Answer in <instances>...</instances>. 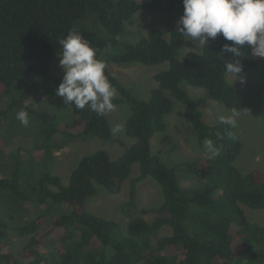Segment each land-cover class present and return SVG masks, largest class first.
Listing matches in <instances>:
<instances>
[{
    "label": "trees",
    "instance_id": "obj_1",
    "mask_svg": "<svg viewBox=\"0 0 264 264\" xmlns=\"http://www.w3.org/2000/svg\"><path fill=\"white\" fill-rule=\"evenodd\" d=\"M175 8L184 12L183 0H0V198L8 203L0 205V239L11 231L26 238L19 253L1 251L0 264H23L21 259H30L28 264H264V224L246 214V208L264 209V168L244 173L237 163L244 143L236 128L220 121L208 124L201 109L215 100L230 111L246 112L248 104L227 80L225 64L239 60L245 74L264 64V58L248 45L241 46L239 57L223 55V44L231 42L218 35L201 51L180 59L177 53L185 36L178 29L164 36L159 28L145 33L133 27L141 10ZM70 30L87 39L99 59L106 57L105 73L118 92L113 103L129 107L126 135L135 142L116 158L105 149L83 156L68 184L48 170L39 171V179L31 183L22 179V170L35 156L54 163L61 134L83 140L95 136L122 145L106 114L71 105L82 125L77 133L67 134L58 129L50 109L41 111L26 102L29 95L40 94L38 88L45 101L49 89L58 88L61 79L51 68L63 51L60 40ZM139 34L144 35L133 40ZM164 62L170 66L154 75L158 85L149 99L136 96L109 67V63ZM183 81L204 88L205 96L191 97ZM176 101L183 103L184 117L200 145L206 139L223 145L219 157L169 166L153 153L152 138L168 129L166 116ZM20 110L33 117L29 138V126L17 119ZM229 131L235 138L227 135ZM17 136L29 140L31 147L16 145L11 139ZM9 145L16 148L7 153ZM136 163L140 175L130 179ZM178 172L192 175L198 185L182 187ZM147 177L162 186L164 200L142 209V215L132 217L126 226L88 210L87 200L100 188L117 193L127 182L129 199L124 206L136 207L138 183ZM146 214L155 217L149 220Z\"/></svg>",
    "mask_w": 264,
    "mask_h": 264
},
{
    "label": "rangeland",
    "instance_id": "obj_2",
    "mask_svg": "<svg viewBox=\"0 0 264 264\" xmlns=\"http://www.w3.org/2000/svg\"><path fill=\"white\" fill-rule=\"evenodd\" d=\"M183 15L179 8L173 10H141L134 16V29L147 33L153 28L161 29L163 35L169 34L173 30L178 29V20ZM142 37L144 34H139ZM204 46H201L198 41H189L185 36L183 45L178 49L177 57L183 59L190 51H201ZM120 48H114L112 51H119ZM60 56L54 59L51 73L58 76L61 81L64 71L59 63ZM106 60V57H103ZM263 63H259L254 69L242 74L244 76V83L236 80L232 84L233 77L227 74L229 83L235 86L248 104L247 111L239 114L237 119L238 131L244 147L238 159L240 169L247 173L255 168H264V71ZM170 63L164 62L157 65H143L141 63L133 64H115L109 63L111 71L130 88L136 96L141 99H149L151 91L158 83L154 75L164 69L169 68ZM182 87L185 88L191 97L198 98L205 96V90L202 87L193 86L186 81L182 82ZM33 88V87H32ZM41 89V88H40ZM40 91L38 95H29L26 100L27 103L33 104L37 109L43 111V108L50 109L57 117V127L61 131L65 130L67 134L77 133L81 129V119L71 111V105H66L62 97L56 95V89L51 88L45 94L48 99L45 101L44 92ZM32 93V92H31ZM30 93V94H31ZM42 93V94H41ZM118 96V92H116ZM45 101V107H43ZM203 118L208 124H215L219 122L221 115L227 116L231 114L222 103L215 100H208L202 107ZM18 113V112H17ZM130 115L129 107L125 104H116L115 111L106 113L108 117L114 136L122 139V145L119 143H110L101 140L97 137H89V139H73L61 134L60 142L61 147L55 153V161L46 160L41 157L35 156L32 160L28 161L24 170H22V179L25 178L33 183L34 179H39L40 174L44 171H50L59 175L63 183L68 184L72 170L80 162L81 158L85 155L93 153L99 149H105L110 152L113 158L121 156L125 147L130 146L135 142V139L126 135V121ZM32 116H30L29 128L26 132L27 137L31 136ZM168 122V129L165 132H156L152 138V149L154 154L161 156L162 160L169 166H176L186 161H192L198 157H207L209 153L205 151L204 145L199 144V137L193 125L188 122L184 117L183 103L176 101L172 113L166 116ZM37 124H35L36 126ZM119 126V131L114 129ZM14 127V126H12ZM63 129V130H62ZM10 130L6 132L9 134ZM63 133V132H62ZM59 134V135H60ZM17 135V133H14ZM21 135L20 138L26 137ZM18 139L13 137L11 140L17 143L16 145H25L31 147L30 141ZM32 145L33 142H32ZM16 147L9 145L6 152L9 153ZM36 153V150L33 151ZM27 160H29L27 158ZM53 163V167H52ZM35 169L34 173L32 170ZM140 175V164L136 163L133 166L131 173L132 178ZM179 184L182 187H193L198 185V180L186 172L177 173ZM129 185L127 182L122 189L117 193H111L104 188H100L97 195L90 197L86 206L88 210L98 216L113 219L122 222L124 226L128 224L132 217L142 215L141 210L144 208L157 207L162 204L164 200V193L162 186L152 177H147L138 183V198L137 206L133 208H126L124 204L129 199ZM0 198V205L6 207L7 202L3 203ZM247 216L256 222L264 224V209L257 210L246 208ZM145 217L152 220L154 214H146ZM164 234L169 231H163ZM26 238H23L16 232H10L6 238L0 239V252L11 250L19 253L26 243ZM23 264H28L30 259H21Z\"/></svg>",
    "mask_w": 264,
    "mask_h": 264
},
{
    "label": "clouds",
    "instance_id": "obj_3",
    "mask_svg": "<svg viewBox=\"0 0 264 264\" xmlns=\"http://www.w3.org/2000/svg\"><path fill=\"white\" fill-rule=\"evenodd\" d=\"M183 5L178 30L189 41L207 46L210 39L222 35L225 41L231 42L223 44L220 52L223 55L231 53L232 57H239L241 46L248 45L256 56L264 58V0H183ZM60 44L63 51L59 63L64 75L56 95L62 97L66 105H74L77 109L87 106L98 115L115 111L113 100L117 89L106 75L107 65L97 57V50L74 30H70ZM225 70L233 77L232 84L236 80L244 83L241 61L226 62ZM238 115L239 112L232 109L230 115H221L219 120L234 129ZM17 119L25 127L30 124L29 113L25 110L17 113ZM114 130L119 131V126ZM227 135L235 138L231 131ZM204 148L209 159H215L221 155L223 145L206 139Z\"/></svg>",
    "mask_w": 264,
    "mask_h": 264
}]
</instances>
